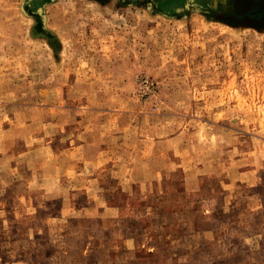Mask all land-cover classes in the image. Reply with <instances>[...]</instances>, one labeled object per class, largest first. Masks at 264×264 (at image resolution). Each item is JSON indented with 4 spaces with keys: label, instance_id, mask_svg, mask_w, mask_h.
<instances>
[{
    "label": "rangeland",
    "instance_id": "obj_1",
    "mask_svg": "<svg viewBox=\"0 0 264 264\" xmlns=\"http://www.w3.org/2000/svg\"><path fill=\"white\" fill-rule=\"evenodd\" d=\"M131 1L0 0V264H264V27Z\"/></svg>",
    "mask_w": 264,
    "mask_h": 264
},
{
    "label": "flooded vegetation",
    "instance_id": "obj_2",
    "mask_svg": "<svg viewBox=\"0 0 264 264\" xmlns=\"http://www.w3.org/2000/svg\"><path fill=\"white\" fill-rule=\"evenodd\" d=\"M132 3L148 7L158 14L180 16L189 12H202L214 18L222 17L232 22L240 20L249 25L264 27V0H132ZM228 17V19H227Z\"/></svg>",
    "mask_w": 264,
    "mask_h": 264
},
{
    "label": "water",
    "instance_id": "obj_3",
    "mask_svg": "<svg viewBox=\"0 0 264 264\" xmlns=\"http://www.w3.org/2000/svg\"><path fill=\"white\" fill-rule=\"evenodd\" d=\"M21 10L24 14H26L27 16H30L34 19V22L37 24V18L40 19L41 21V29H37L36 26H32L30 29V35L32 37H38V38H42L45 39L48 44L50 45V47L53 49L54 52H58L59 48H60V41L58 39V37L56 36V34L54 32H52L50 29L47 28L46 26V15L44 13V10H40L39 13L35 14L32 12H29L24 5L21 6ZM166 16H170V15H166ZM174 17V16H171ZM210 19H213L214 17L212 15H209ZM217 21L219 22H223L225 24H229L227 23V21H225L222 17H218L215 18ZM243 22V21H242ZM237 24H241L240 20H237ZM237 24H229L230 26H236ZM245 26H251L252 28L258 30L260 27L258 26H254V25H249L246 24L245 22L242 23Z\"/></svg>",
    "mask_w": 264,
    "mask_h": 264
},
{
    "label": "bare ground",
    "instance_id": "obj_4",
    "mask_svg": "<svg viewBox=\"0 0 264 264\" xmlns=\"http://www.w3.org/2000/svg\"><path fill=\"white\" fill-rule=\"evenodd\" d=\"M262 6H264V2H262V4H261Z\"/></svg>",
    "mask_w": 264,
    "mask_h": 264
}]
</instances>
